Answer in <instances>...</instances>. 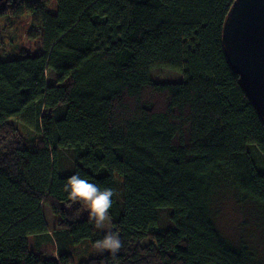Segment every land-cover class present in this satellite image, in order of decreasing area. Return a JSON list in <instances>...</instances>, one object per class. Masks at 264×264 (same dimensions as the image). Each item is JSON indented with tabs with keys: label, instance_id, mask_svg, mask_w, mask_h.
I'll use <instances>...</instances> for the list:
<instances>
[{
	"label": "trees",
	"instance_id": "obj_1",
	"mask_svg": "<svg viewBox=\"0 0 264 264\" xmlns=\"http://www.w3.org/2000/svg\"><path fill=\"white\" fill-rule=\"evenodd\" d=\"M233 3L0 2V264H264V118L226 52ZM153 68L183 79L155 83ZM77 173L115 193V256L65 191ZM225 196L248 210L255 244L219 230Z\"/></svg>",
	"mask_w": 264,
	"mask_h": 264
},
{
	"label": "water",
	"instance_id": "obj_2",
	"mask_svg": "<svg viewBox=\"0 0 264 264\" xmlns=\"http://www.w3.org/2000/svg\"><path fill=\"white\" fill-rule=\"evenodd\" d=\"M224 43L264 118V0H234L224 26Z\"/></svg>",
	"mask_w": 264,
	"mask_h": 264
},
{
	"label": "rangeland",
	"instance_id": "obj_3",
	"mask_svg": "<svg viewBox=\"0 0 264 264\" xmlns=\"http://www.w3.org/2000/svg\"><path fill=\"white\" fill-rule=\"evenodd\" d=\"M48 11L55 12L56 11V3L52 1L48 6ZM28 19V18H27ZM29 20V19H28ZM26 22V20H25ZM26 29L22 28L16 32L15 38L16 40L21 41L25 46L29 47L33 50L34 43L30 39V37L26 34ZM151 79L155 83H168V82H179L183 79V74L178 72L177 70L169 69V68H153L150 71ZM56 76L53 72H47V80L50 85H54ZM42 213L50 232V235L56 229L57 226V218L53 216L49 206L42 205ZM248 210L242 211L234 200L233 197L225 196L218 207V214H217V226L221 233L233 243H237L241 237H248L251 244H255V238L252 236L253 232H255L256 224L253 222L252 218L248 216ZM247 223V225H244ZM107 231L109 229H103ZM257 236V235H256ZM263 238L261 234H258L256 237V241ZM30 242V250L36 256L41 257L42 259H55L56 254L55 250H53L48 243L42 244L40 248H36L33 246V241L29 239ZM257 243V242H256Z\"/></svg>",
	"mask_w": 264,
	"mask_h": 264
},
{
	"label": "clouds",
	"instance_id": "obj_4",
	"mask_svg": "<svg viewBox=\"0 0 264 264\" xmlns=\"http://www.w3.org/2000/svg\"><path fill=\"white\" fill-rule=\"evenodd\" d=\"M69 193V199L73 203H80L89 213V220L94 221L97 229H110L111 218L109 209L112 207V197L115 195L112 189L101 190L97 185L89 183L87 179L81 178L77 173L72 175L65 186ZM122 247V242L117 233L108 230L104 239L96 242L98 251H107L115 256Z\"/></svg>",
	"mask_w": 264,
	"mask_h": 264
}]
</instances>
